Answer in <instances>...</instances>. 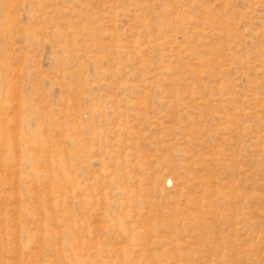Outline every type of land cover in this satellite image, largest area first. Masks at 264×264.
<instances>
[{
  "label": "rangeland",
  "instance_id": "rangeland-1",
  "mask_svg": "<svg viewBox=\"0 0 264 264\" xmlns=\"http://www.w3.org/2000/svg\"><path fill=\"white\" fill-rule=\"evenodd\" d=\"M0 264H264V0H0Z\"/></svg>",
  "mask_w": 264,
  "mask_h": 264
}]
</instances>
